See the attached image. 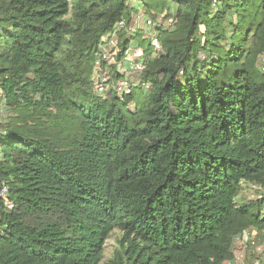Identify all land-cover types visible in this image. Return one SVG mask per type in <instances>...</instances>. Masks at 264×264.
<instances>
[{"label":"trees","instance_id":"16d2710c","mask_svg":"<svg viewBox=\"0 0 264 264\" xmlns=\"http://www.w3.org/2000/svg\"><path fill=\"white\" fill-rule=\"evenodd\" d=\"M133 42L145 67L119 92ZM0 91V264H102L116 230L105 264L264 242V0H0Z\"/></svg>","mask_w":264,"mask_h":264},{"label":"rangeland","instance_id":"374dc122","mask_svg":"<svg viewBox=\"0 0 264 264\" xmlns=\"http://www.w3.org/2000/svg\"><path fill=\"white\" fill-rule=\"evenodd\" d=\"M151 17L148 16L144 11L143 9H141V11L136 14L134 16V20H135V27H134V30H137V31H144L142 29V27H145L144 26V21L145 19H150ZM152 19V18H151ZM166 25H168V21H165ZM153 26H151V36L155 34V30L152 28ZM149 28V29H150ZM150 35V34H149ZM136 50H140L142 51L141 49H139L138 47L135 46V43L133 42V44L131 45V47L128 49L127 51V54L125 57H123L122 61H117L116 63V69L120 72L124 71V68H126L127 70L125 71V74L126 78L125 80L127 82H125V80H122V81H119L117 83V85L119 84L121 89L119 90V92H122L124 90H128L129 89V85L132 81H135L136 79V71H133L131 68H130V63L129 60H130V56H132L131 54L133 53V51H136ZM113 53V49H109V54ZM109 63H106L105 66H109L108 65ZM124 67V68H123ZM112 70V69H111ZM134 73V74H133ZM105 75V74H104ZM135 75V76H134ZM6 116H7V108L6 106L0 110V123H4L5 122V119H6ZM243 195L244 197H246L247 199H256L257 198V193L256 191L254 190V188H250V187H246L243 191ZM121 238V232L116 230L112 236L107 240L106 242V253H105V259L104 261L102 262V264H105L106 261L112 256L113 252L118 248L119 246V240ZM259 238V237H258ZM256 244L255 245H252V244H249L248 242L247 243H240V242H237L235 243L234 245V259L231 260V261H226L224 264H248V260L250 258V255H260L262 254V252L264 251V242H261V238L259 239H256L255 240ZM254 264H259V262L255 261Z\"/></svg>","mask_w":264,"mask_h":264},{"label":"built area","instance_id":"2783aa9c","mask_svg":"<svg viewBox=\"0 0 264 264\" xmlns=\"http://www.w3.org/2000/svg\"><path fill=\"white\" fill-rule=\"evenodd\" d=\"M176 20L170 19V21H168V25L169 24H173ZM146 25L147 26H151L153 25V20L150 19H145ZM143 22V23H144ZM135 20L132 22L131 28L135 27ZM164 25H166L165 23H163ZM163 25V26H164ZM119 27L120 29L125 28L126 27V21L125 20H121L119 22ZM153 45L155 46L156 50H160L161 49V45L160 42L158 40V38L153 37L152 40ZM113 49V53L109 54V49ZM118 45H117V40L114 37H109L107 39V42H105L103 44V55L104 57H110V59H112L113 61H115V55L118 52ZM156 52V51H155ZM132 56H130V60L128 63H130V68L133 71H142L144 70V62H143V51L140 50H136L133 51V53L131 54ZM99 63V62H98ZM98 69H100V66L98 64ZM124 68V67H123ZM127 69L124 68V71H122V73H125ZM100 73V72H99ZM100 78V77H99ZM106 80V78L103 77V79L100 80H96L95 81V88L97 89V91L99 92H103L106 89V85L103 83ZM125 82H127L125 80ZM121 89L120 85H117V90L119 91ZM5 103H6V96L4 94V92L0 91V110H2L5 107ZM6 194H7V187L4 186L1 190V196L6 198ZM6 206L11 209L13 207V204L10 201H5ZM237 242L240 243H249L250 241V235L249 232L245 231L244 233H242L240 236H238L236 238Z\"/></svg>","mask_w":264,"mask_h":264}]
</instances>
